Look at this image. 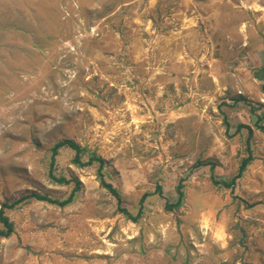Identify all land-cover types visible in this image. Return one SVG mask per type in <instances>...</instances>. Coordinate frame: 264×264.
I'll list each match as a JSON object with an SVG mask.
<instances>
[{"label":"rangeland","instance_id":"rangeland-1","mask_svg":"<svg viewBox=\"0 0 264 264\" xmlns=\"http://www.w3.org/2000/svg\"><path fill=\"white\" fill-rule=\"evenodd\" d=\"M259 126L264 0H0V264H264Z\"/></svg>","mask_w":264,"mask_h":264},{"label":"trees","instance_id":"trees-1","mask_svg":"<svg viewBox=\"0 0 264 264\" xmlns=\"http://www.w3.org/2000/svg\"><path fill=\"white\" fill-rule=\"evenodd\" d=\"M247 129H248L249 133H251L250 129L249 128H247ZM258 129L264 132V126H259ZM62 145H67L69 148L75 150L76 151V155H77L76 156V160L79 159L78 153H81L82 151L79 148V146H77L73 142L66 141L65 143H62V144L59 143V144L55 145L52 148L53 149V152L55 153L56 150L60 146H62ZM250 159H251V157H250V155H248L246 158H244V159L241 160V163H240V166L238 168V172H237L236 176H234L229 182H226V181H212L213 184H215V185H221L224 188L232 189L233 188L234 180L237 177H239V175H241V173L243 172L245 166L247 165V163H249ZM90 161L91 162L92 161H97L99 163L100 167L102 166V159H100L99 157L94 156V157L91 158ZM98 176H99V179H100V184L104 187V189H106L111 195L117 197L118 196L117 192L112 187V185L105 183V181L102 178V175H101L100 171L98 172ZM42 199H45V197H42ZM67 202H69V201L67 200ZM62 204H65V203H62ZM175 206H177V204H166V207L167 208H174ZM125 215H126L127 218H129V219H131L133 221H136L137 218H138V216L131 217V215H129L128 213H125ZM0 222L2 223L3 226H5L7 228L6 232L9 233L10 232V228H11L10 223H9L8 219L5 216H3L2 214L0 216ZM0 235H3L1 231H0Z\"/></svg>","mask_w":264,"mask_h":264}]
</instances>
